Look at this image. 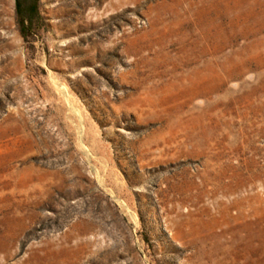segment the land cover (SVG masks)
<instances>
[{"label": "rangeland", "instance_id": "rangeland-1", "mask_svg": "<svg viewBox=\"0 0 264 264\" xmlns=\"http://www.w3.org/2000/svg\"><path fill=\"white\" fill-rule=\"evenodd\" d=\"M0 264H264V0H0Z\"/></svg>", "mask_w": 264, "mask_h": 264}, {"label": "trees", "instance_id": "trees-1", "mask_svg": "<svg viewBox=\"0 0 264 264\" xmlns=\"http://www.w3.org/2000/svg\"><path fill=\"white\" fill-rule=\"evenodd\" d=\"M17 24L23 38L29 36L34 16L38 17V0H15Z\"/></svg>", "mask_w": 264, "mask_h": 264}]
</instances>
